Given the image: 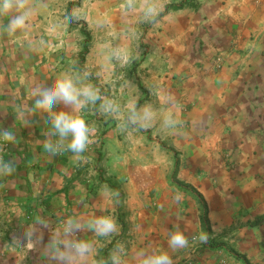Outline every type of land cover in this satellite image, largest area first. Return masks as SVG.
<instances>
[{
	"label": "crops",
	"instance_id": "0c3cea01",
	"mask_svg": "<svg viewBox=\"0 0 264 264\" xmlns=\"http://www.w3.org/2000/svg\"><path fill=\"white\" fill-rule=\"evenodd\" d=\"M181 1L145 0L156 8L146 17L134 0H0V133L13 136L6 154L0 139L12 167L0 176V264H140L160 252L172 264H264V0L166 12ZM139 18L159 28L139 33ZM144 36L156 52L139 47ZM61 76L101 99L36 108L33 90ZM58 112L94 129L82 153L71 137L45 147L60 141ZM99 217L116 230L98 234ZM69 220L80 227L66 231ZM177 230L188 244L174 249Z\"/></svg>",
	"mask_w": 264,
	"mask_h": 264
},
{
	"label": "clouds",
	"instance_id": "9594fccd",
	"mask_svg": "<svg viewBox=\"0 0 264 264\" xmlns=\"http://www.w3.org/2000/svg\"><path fill=\"white\" fill-rule=\"evenodd\" d=\"M130 8L134 5L130 2L128 5ZM20 9L24 8L23 0H20L18 4ZM12 8V4L5 2L3 4V11L8 12ZM145 16L150 17L155 15L156 8L154 6H147L143 9ZM27 12H24L16 16L9 25V30L15 32L17 29L25 26L27 19ZM33 95L38 97L35 100L36 108L49 109L50 106H54L59 102H63L66 105H73L76 109H80L86 103H95L101 99L97 90L93 89L90 85L78 86L77 83L69 76H61L53 81L51 84L44 87H37L33 90ZM101 108L104 111H113L115 107L112 101H104L101 104ZM51 125L54 130L53 134L60 137L58 144L47 142L45 147L50 152H56L64 147V141L71 137L70 141L66 144V148L74 153H82L86 150L90 141V134L94 129L90 128L88 123L79 115L71 114L68 112L50 113ZM0 139L11 141L13 139L12 133L4 131L0 133ZM12 167L10 164H3L0 162V172L10 173ZM177 199H179L177 197ZM98 234L108 235L116 230V224L110 217H99L95 219L92 224ZM73 227L79 228L80 225L72 220L68 221L66 231L71 230ZM188 244V240L182 232L177 230L171 234L169 239V246L172 248H182ZM54 246V245H53ZM76 249L78 255L83 257L89 252V245L85 242H79L72 245ZM59 259L64 260L67 257L63 252H60L59 248L55 249ZM143 255V253H141ZM116 264H119V258L113 256ZM140 264H172V260L165 252L148 256L141 260Z\"/></svg>",
	"mask_w": 264,
	"mask_h": 264
},
{
	"label": "rangeland",
	"instance_id": "374dc122",
	"mask_svg": "<svg viewBox=\"0 0 264 264\" xmlns=\"http://www.w3.org/2000/svg\"><path fill=\"white\" fill-rule=\"evenodd\" d=\"M144 1L145 0H134V13H135V15H140V14H142L144 12L143 11V3H144ZM187 4L189 6H191V7H196L195 2H193V1L188 0ZM158 28L159 27H158L157 19L155 21H142L139 18V20H135L134 21V29L136 31H139V33L140 32L144 33L147 30H156ZM143 40H144V42H143ZM157 41H158L157 37H154V38L150 37L149 39H147L144 36V37L138 39V44H139L140 48H143L145 50V53L153 52V51L156 52L157 51ZM217 248H219V246H217Z\"/></svg>",
	"mask_w": 264,
	"mask_h": 264
},
{
	"label": "trees",
	"instance_id": "16d2710c",
	"mask_svg": "<svg viewBox=\"0 0 264 264\" xmlns=\"http://www.w3.org/2000/svg\"><path fill=\"white\" fill-rule=\"evenodd\" d=\"M187 1L188 0H183L181 1L180 3L178 4H171L169 6H167L166 8V12H169L170 10H174V11H177V10H182L184 9L186 6H189L187 4ZM190 1H193V2H196L197 0H190ZM179 187L183 188V189H186L187 191H189L193 196H195L196 198H199V195L197 193H195L194 191L186 188L184 185H181V184H177ZM203 221L206 222L207 221V208L206 206L204 205V214H203ZM99 264H109L108 262V259L107 257H103L100 261H99Z\"/></svg>",
	"mask_w": 264,
	"mask_h": 264
},
{
	"label": "built area",
	"instance_id": "2783aa9c",
	"mask_svg": "<svg viewBox=\"0 0 264 264\" xmlns=\"http://www.w3.org/2000/svg\"><path fill=\"white\" fill-rule=\"evenodd\" d=\"M216 68H218V65H216ZM1 143H2V147H3V149L1 150V153L6 154L7 153V146H8L6 143V140L1 139ZM5 161L6 160H4V159L2 161V158H0V162H2L3 164H6ZM2 175H5V173L0 172V176H2Z\"/></svg>",
	"mask_w": 264,
	"mask_h": 264
}]
</instances>
